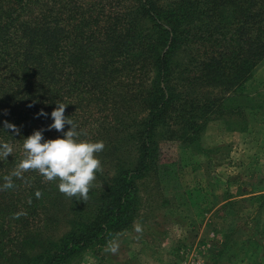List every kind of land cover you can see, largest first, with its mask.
<instances>
[{"label": "trees", "instance_id": "obj_1", "mask_svg": "<svg viewBox=\"0 0 264 264\" xmlns=\"http://www.w3.org/2000/svg\"><path fill=\"white\" fill-rule=\"evenodd\" d=\"M263 59L264 0H0V142L13 146L0 186L57 101L86 133L79 140L105 145L86 203L36 171L0 191V263L73 264L132 227L160 144L202 150L209 123L244 118Z\"/></svg>", "mask_w": 264, "mask_h": 264}, {"label": "rangeland", "instance_id": "obj_2", "mask_svg": "<svg viewBox=\"0 0 264 264\" xmlns=\"http://www.w3.org/2000/svg\"><path fill=\"white\" fill-rule=\"evenodd\" d=\"M246 86L257 107L209 123L202 150L160 144L140 216L112 240L118 252L107 244L73 264H264V59Z\"/></svg>", "mask_w": 264, "mask_h": 264}, {"label": "clouds", "instance_id": "obj_3", "mask_svg": "<svg viewBox=\"0 0 264 264\" xmlns=\"http://www.w3.org/2000/svg\"><path fill=\"white\" fill-rule=\"evenodd\" d=\"M56 108L51 112L53 123L46 129L35 130L27 138L23 139V157L16 163L10 175L4 177L5 183L0 186V191L12 189L15 187L13 177L24 180V174L29 171H36L45 181H58V190L67 198H76L79 201L87 202L89 192L96 179V173L102 172L101 161L96 154L103 151L105 145L103 141L90 142L79 140L80 135L86 133L78 132L74 121L65 116V109L68 105L57 101ZM29 104L28 107H32ZM7 115V110L4 112ZM47 113L41 110L37 113L40 116L47 117ZM3 130L11 131L14 135H20V128L16 125L3 122ZM65 125H70V130L64 132ZM56 130L63 134V138L45 140L44 131ZM13 153V146L7 142H0V158L7 159ZM39 199L42 193H35ZM29 203L31 201L29 200ZM25 215L23 212L14 214L13 219H19ZM135 231L140 233L142 228L137 224ZM119 244L116 241H110L106 251L116 254Z\"/></svg>", "mask_w": 264, "mask_h": 264}]
</instances>
